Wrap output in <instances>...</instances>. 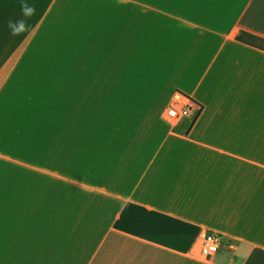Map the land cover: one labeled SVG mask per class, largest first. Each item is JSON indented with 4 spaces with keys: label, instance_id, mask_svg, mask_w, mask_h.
<instances>
[{
    "label": "crops",
    "instance_id": "obj_1",
    "mask_svg": "<svg viewBox=\"0 0 264 264\" xmlns=\"http://www.w3.org/2000/svg\"><path fill=\"white\" fill-rule=\"evenodd\" d=\"M23 2L0 0V264H264V50L238 40L264 0Z\"/></svg>",
    "mask_w": 264,
    "mask_h": 264
},
{
    "label": "built area",
    "instance_id": "obj_2",
    "mask_svg": "<svg viewBox=\"0 0 264 264\" xmlns=\"http://www.w3.org/2000/svg\"><path fill=\"white\" fill-rule=\"evenodd\" d=\"M177 101L170 105L167 111L166 120L168 122L178 121L184 117L190 116L192 107L190 103L181 94L177 95ZM223 245V236L217 232L205 233L192 247L191 255L198 260L207 261L214 257Z\"/></svg>",
    "mask_w": 264,
    "mask_h": 264
},
{
    "label": "clouds",
    "instance_id": "obj_3",
    "mask_svg": "<svg viewBox=\"0 0 264 264\" xmlns=\"http://www.w3.org/2000/svg\"><path fill=\"white\" fill-rule=\"evenodd\" d=\"M21 7H22L23 15L26 17L32 16L35 12V8L23 2V0H22ZM8 27L11 30V34L14 36L20 34L26 29L25 22L23 20L16 21V22L10 21L8 24Z\"/></svg>",
    "mask_w": 264,
    "mask_h": 264
},
{
    "label": "trees",
    "instance_id": "obj_4",
    "mask_svg": "<svg viewBox=\"0 0 264 264\" xmlns=\"http://www.w3.org/2000/svg\"><path fill=\"white\" fill-rule=\"evenodd\" d=\"M238 40L264 50V39L260 37L242 32L239 35Z\"/></svg>",
    "mask_w": 264,
    "mask_h": 264
}]
</instances>
